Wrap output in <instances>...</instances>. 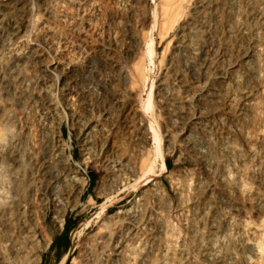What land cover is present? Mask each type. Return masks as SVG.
I'll return each mask as SVG.
<instances>
[{
	"label": "rangeland",
	"instance_id": "rangeland-1",
	"mask_svg": "<svg viewBox=\"0 0 264 264\" xmlns=\"http://www.w3.org/2000/svg\"><path fill=\"white\" fill-rule=\"evenodd\" d=\"M18 40L0 71L4 170L22 181L20 208L0 202L4 257L23 225L32 264H260L242 241L243 223L264 234V0H0V58Z\"/></svg>",
	"mask_w": 264,
	"mask_h": 264
},
{
	"label": "bare ground",
	"instance_id": "bare-ground-1",
	"mask_svg": "<svg viewBox=\"0 0 264 264\" xmlns=\"http://www.w3.org/2000/svg\"><path fill=\"white\" fill-rule=\"evenodd\" d=\"M78 1V0H77ZM154 1V0H153ZM226 1V0H225ZM20 2V1H19ZM12 3V2H11ZM92 3V2H91ZM249 3V2H248ZM8 4V3H7ZM65 4V3H64ZM232 4H233V2H232ZM231 4V5H232ZM10 5V4H9ZM66 5V4H65ZM149 5V4H148ZM20 6V5H19ZM208 6V5H207ZM236 7V6H235ZM44 8V7H43ZM73 8V7H72ZM135 8V7H134ZM260 8V7H259ZM65 10V9H64ZM71 10V9H70ZM144 10V9H143ZM167 10V9H166ZM165 10V11H166ZM171 10V9H170ZM238 10V9H237ZM91 11V10H90ZM235 11V10H234ZM257 11V10H256ZM94 12V11H93ZM159 13V12H158ZM45 14V13H44ZM57 14V13H56ZM83 14V13H82ZM166 14V13H165ZM164 13H163V15H165ZM157 15V14H156ZM169 15V14H168ZM193 15V14H192ZM160 16V15H159ZM64 20V19H63ZM69 20V19H68ZM98 20V19H97ZM155 20H156V18H155ZM3 22V21H2ZM70 23V22H69ZM89 24V23H88ZM157 25H158V23H156ZM262 24V23H261ZM97 25V24H96ZM162 25H164L165 26V24H162ZM233 25V24H232ZM42 26V25H41ZM164 26H162V27H164ZM59 27V26H58ZM152 28V27H151ZM158 28V27H157ZM69 29V28H68ZM89 29V28H88ZM163 29V28H162ZM244 29V28H243ZM75 30V29H74ZM40 31V30H39ZM150 31V30H149ZM152 31V30H151ZM41 32V31H40ZM83 32V31H82ZM102 32V31H101ZM231 32V31H230ZM97 33V32H96ZM95 33V34H96ZM116 33V32H115ZM161 34V33H160ZM53 35V34H52ZM56 35V34H55ZM232 35V34H231ZM235 35V34H234ZM146 36V35H145ZM182 36V35H181ZM246 36V35H245ZM29 37V36H28ZM87 37V36H86ZM117 37V36H116ZM5 38V37H4ZM96 38V37H95ZM147 38H149V37H147ZM146 38V39H147ZM24 39V38H23ZM29 39V38H28ZM52 39V38H51ZM69 39V38H68ZM21 40V39H20ZM144 40V39H143ZM148 41V40H147ZM49 42V41H48ZM59 42V41H58ZM146 42V41H145ZM83 43V42H82ZM96 43V42H95ZM143 43V42H142ZM197 43V42H196ZM240 43V42H239ZM54 44V43H53ZM199 44V43H198ZM21 45V46H20ZM23 43L21 44L20 43V41L18 40V41H14V42H8L6 45H5V50H6V52L7 53H3V54H1L2 56H1V58H0V71L1 70H4V68L6 67V63H7V61H11V59H15V60H17V59H20L21 57L23 58V53L25 52V51H23ZM37 45V44H36ZM38 46V45H37ZM49 46V45H48ZM65 46V45H64ZM96 46V45H95ZM136 46V45H135ZM145 47H144V56L149 60V63L150 64H154V42L152 41V40H150L149 42H146V44L144 45ZM191 46V45H190ZM43 47V46H42ZM31 48V47H30ZM64 48V47H63ZM196 48V47H195ZM71 49V48H70ZM74 49V48H73ZM83 49V48H82ZM31 50V49H30ZM28 51V50H27ZM197 52V51H196ZM34 53V51H32V54ZM80 53V52H79ZM5 55H6V57H5ZM27 56V55H26ZM33 56V55H32ZM34 57V56H33ZM77 57H79V56H77ZM240 57V56H239ZM76 58V57H75ZM105 59V58H104ZM146 59V60H147ZM24 60V59H23ZM36 60H37V58H36ZM74 60V59H73ZM35 61V60H34ZM60 62V61H59ZM73 62V61H72ZM64 63V62H63ZM24 64V63H23ZM42 64H43V62H42ZM54 64V63H53ZM231 65V64H230ZM245 65V64H244ZM54 66V65H53ZM200 66V65H199ZM23 70V69H22ZM25 70H26V68H25ZM5 71V70H4ZM75 71V70H74ZM146 71H147V69H146ZM250 71V70H249ZM263 71V70H262ZM72 72V71H71ZM79 72V71H78ZM19 74H20V72H19ZM22 74V73H21ZM75 74V73H74ZM140 74H141V72H140ZM144 74V73H143ZM147 74H148V72H147ZM18 75V74H17ZM29 75V74H28ZM36 75V74H35ZM76 75V74H75ZM22 76V75H21ZM82 76V75H81ZM134 76V75H133ZM17 77V76H16ZM36 77V76H35ZM76 77V76H75ZM140 77V76H139ZM74 78V77H73ZM35 79V78H34ZM144 79V78H143ZM259 79V78H258ZM82 80V79H81ZM80 80V81H81ZM89 80V79H88ZM11 81V80H10ZM147 81V80H146ZM28 84H29V82H28ZM32 84V83H31ZM249 84V83H248ZM28 86V85H27ZM79 87V86H78ZM81 87V86H80ZM252 87V86H251ZM27 88V87H26ZM83 89V88H82ZM28 90H29V87H28ZM106 90H108V89H106ZM25 93V92H24ZM83 93H84V91H83ZM28 94V93H27ZM85 96V95H84ZM210 96V95H209ZM28 97V96H27ZM174 97V96H173ZM83 98V97H82ZM86 99V98H85ZM164 100V99H163ZM119 101V100H118ZM132 101V100H131ZM262 101V100H261ZM168 102V101H167ZM187 102V101H186ZM170 103V102H169ZM168 103V104H169ZM50 104V103H49ZM80 104V103H79ZM239 104V103H238ZM261 104V103H260ZM117 105V104H116ZM152 105H153V103H152V91L150 92V94H149V96H148V99L144 102V106H145V111H147V112H149L153 107H152ZM83 106V105H82ZM169 106H170V104H169ZM174 106V105H173ZM239 107V106H238ZM172 108V107H171ZM20 109V111H21V108H19ZM85 110V109H84ZM166 110V109H165ZM36 111V110H35ZM168 112V111H167ZM119 113V112H118ZM32 114V113H31ZM87 114V113H86ZM127 114V113H126ZM173 114V113H172ZM261 114V113H260ZM88 115V114H87ZM103 115V114H102ZM117 115H119L118 117H120V114H117ZM170 115H171V113H170ZM169 115V116H170ZM255 115V114H254ZM104 117V116H103ZM261 117V116H260ZM81 118V117H80ZM86 118V117H85ZM105 118H106V116H105ZM78 119V118H77ZM119 119H121V118H119ZM133 119V118H132ZM123 121H125V120H123ZM130 121V120H129ZM88 122V121H87ZM89 122H91V120L89 121ZM88 122V123H89ZM121 122V121H120ZM217 122V121H216ZM73 123V122H72ZM80 123V122H79ZM82 123V122H81ZM87 123V124H88ZM240 123V122H239ZM244 123V122H243ZM83 124V123H82ZM103 124V123H102ZM123 124V123H122ZM220 124V123H219ZM258 124V123H257ZM263 124V123H262ZM220 125H222V124H220ZM228 125V124H227ZM49 126V125H48ZM126 126V125H125ZM241 126V125H240ZM157 127V126H156ZM41 128V127H40ZM80 128H82V127H80ZM84 128H86V127H84ZM158 128V127H157ZM257 128V127H256ZM150 129V131H148V134H151V137L153 138V142H154V150L152 151V157H153V161H150L149 162V164H147L145 167H144V169H143V172H142V174L143 175H145V174H147V173H152L153 172V168H152V165H153V163L155 162V160L158 158V157H160V154H161V140H160V138H159V136H158V134H157V132L155 131V129L153 128V127H150L149 128ZM244 129V128H243ZM258 129V128H257ZM107 130V129H106ZM30 132V131H29ZM146 132V131H145ZM166 132V131H165ZM168 132V131H167ZM89 133V132H88ZM248 133V132H247ZM10 134V133H9ZM21 134V133H20ZM50 134V133H49ZM170 134V133H169ZM88 135H90V134H88ZM13 136V135H12ZM189 136V135H188ZM10 137H11V135H10ZM148 137V136H147ZM247 137V136H246ZM231 138V137H230ZM11 139V138H10ZM35 139V138H34ZM81 139V138H80ZM41 140V139H40ZM194 140V139H193ZM33 141V140H32ZM12 142V141H11ZM40 142V141H39ZM27 143V142H26ZM28 143H29V141H28ZM212 143H213V141H212ZM27 145V144H26ZM31 145V144H30ZM226 146V145H225ZM34 148V147H33ZM223 148H225V147H223ZM234 148V147H233ZM257 150V149H256ZM238 151V150H237ZM254 151V150H253ZM258 151H260V150H258ZM240 152V151H239ZM12 153V151H11V148L8 146V143H6L3 139H2V137L0 136V155L2 156V162H1V164H0V202H8V204H9V208H10V206H14V207H19L20 208V206L19 205H17V204H19L18 202H19V197H20V191L22 190V181L19 179H15L14 180V182L13 183H10V181L7 179V174H6V171L4 170V164H5V160H6V158H7V155H9V154H11ZM39 153V152H38ZM87 153V152H86ZM115 153V152H114ZM219 153H220V151H219ZM232 153V152H231ZM35 154H37V153H35ZM85 158V157H84ZM83 158V159H84ZM231 158V157H230ZM263 159V158H262ZM10 160V159H9ZM60 160H61V158H60ZM87 160V158H85V160H83L84 161V163H85V161ZM219 160V159H218ZM231 160V159H230ZM242 162V161H241ZM237 163V162H236ZM63 164H65V163H63ZM209 165V164H208ZM59 167H61V166H59ZM226 167V166H225ZM224 168V167H223ZM51 169V168H50ZM227 170V169H226ZM264 170V169H263ZM36 171V170H35ZM55 172V171H54ZM77 171H74L73 172V176L71 177L72 179V181H74L75 183H76V186H77V188L79 189V192L82 190V188L80 187V186H83L84 185V182H83V180H81V181H79V179H77V175H78V172L76 173ZM264 172V171H263ZM56 173V172H55ZM229 173V172H228ZM36 174V173H35ZM50 174V173H49ZM66 174V173H65ZM58 175V174H57ZM251 175V174H250ZM54 176V175H53ZM257 176V175H256ZM255 176V177H256ZM52 177V176H51ZM70 177V176H69ZM68 178V177H67ZM70 179V178H69ZM62 180V179H61ZM172 180V179H171ZM67 181V180H66ZM70 181V180H69ZM225 182V181H224ZM73 183V182H72ZM180 184V183H179ZM181 185V184H180ZM221 185V184H220ZM250 185H251V183H250ZM28 186V185H27ZM71 186V185H70ZM74 186V185H73ZM51 187V186H50ZM53 187V186H52ZM181 187V186H180ZM235 187V186H234ZM54 188V187H53ZM69 188V187H68ZM71 188V187H70ZM76 188V189H77ZM253 188V187H252ZM31 189V188H30ZM47 190V189H46ZM70 190V189H69ZM67 191V190H66ZM34 191H32V192H29V193H33ZM47 192V191H46ZM72 192V191H71ZM74 192V191H73ZM72 192V193H73ZM182 192V191H181ZM33 194H35V193H33ZM53 194V193H52ZM76 194V193H75ZM180 194V193H179ZM23 194H21V196H22ZM25 195H27V193L25 194ZM28 195H30V194H28ZM182 195V194H181ZM26 197H28V196H26ZM161 197V196H160ZM30 198V197H29ZM35 198V197H34ZM23 199V198H22ZM26 199V198H25ZM58 199V198H57ZM66 199H67V197H66ZM159 199V198H158ZM194 199V198H193ZM255 199V198H254ZM28 200H30V199H28ZM73 200H75V198L73 199ZM160 200V199H159ZM21 201V200H20ZM39 201V200H38ZM250 201V200H249ZM62 202V201H61ZM256 202V201H255ZM64 203V202H63ZM165 204V203H164ZM30 205V204H29ZM38 205V204H37ZM157 205V204H156ZM163 206V205H162ZM4 207V206H3ZM34 207V206H33ZM32 207V208H33ZM9 208H7V209H9ZM16 208V209H17ZM27 208V207H26ZM30 208H31V205H30ZM12 210V209H11ZM23 211H24V209H22ZM35 210V209H34ZM13 211V210H12ZM36 211V210H35ZM63 211H65L64 210V208H63ZM6 210L5 209H3V210H1V212H0V215H1V217H3V216H6L5 214H6ZM20 212V211H19ZM60 212V211H59ZM11 213V212H10ZM9 213V214H10ZM13 213V212H12ZM14 213H15V211H14ZM13 213V214H14ZM9 214H7V215H9ZM20 214H21V212H20ZM19 214V215H20ZM122 214V213H121ZM22 215V214H21ZM37 215V214H36ZM57 215V214H56ZM55 215V216H56ZM165 215V214H164ZM10 216V215H9ZM8 216V217H9ZM12 216V215H11ZM18 216V215H17ZM129 216V215H128ZM7 217V216H6ZM129 218V217H128ZM167 218V217H166ZM11 219H13L12 217H9V218H7V222L9 223V224H12L13 225V223H11L12 221H11ZM54 220H56V223H57V226H58V228H61L62 226H63V222H64V220H63V212L62 213H60L59 215H57L56 217H55V219ZM169 220V219H168ZM15 221H16V219H15ZM17 221H18V219H17ZM17 223V222H16ZM205 223V222H204ZM228 223V222H227ZM15 224V223H14ZM20 224H23V223H20ZM19 224V225H20ZM102 224V223H101ZM234 224V223H233ZM12 225H11V228H12ZM15 225H17V224H15ZM14 225V226H15ZM243 229H245V231L246 230H252V229H254V235H255V239L254 240H251V239H249V238H245L242 242H244V245L246 246V247H248V248H250L251 250H253V252H254V254L256 255L255 257H257V260H258V262L260 263V264H264V256H262V254H264L263 252H262V241H263V233L261 234L260 233V231H259V228L258 227H251V225H247V224H244L243 223ZM1 226V225H0ZM10 226V225H9ZM32 226V225H31ZM34 226V225H33ZM164 228H165V233H166V235H165V243H167L168 245L169 244H171L170 242H171V237H173V239H174V236H173V234H174V232H173V230H171V234L169 233V235H168V230L169 229H171L170 227V224H169V222H167V221H165L164 222ZM232 226V225H231ZM19 227H21V230L19 231V232H17V233H15V232H10L9 234H10V236H8V238L7 237H5V239H7V241H6V244H5V246H3V249H4V251L5 252H7V254H8V257L6 258V257H4V255H3V253L1 254L0 253V264H32V263H30V260L33 258V256H32V258H31V252L29 251V249H32L30 246H32V245H29L30 243H31V238H30V236H28V234L27 235H25L26 233L24 232V230H25V227H23V225L22 226H19ZM6 228V227H5ZM14 228H18L17 226L16 227H14ZM14 228L12 229V230H14ZM232 228V227H231ZM3 229H4V226H3ZM2 229V230H3ZM136 229V228H135ZM230 229V228H229ZM2 230H0V231H2ZM11 230V229H10ZM129 230V229H128ZM162 230V229H161ZM193 230V229H192ZM7 231V230H6ZM6 231H3L4 233L6 232ZM16 231V230H15ZM26 231V230H25ZM30 232H32L31 230H29ZM127 231V230H126ZM170 231V230H169ZM258 231V233L257 234H255L256 232ZM27 232V231H26ZM214 232V231H213ZM232 232V231H231ZM262 232V231H261ZM147 233V232H146ZM248 233V232H247ZM7 234V233H6ZM33 234V233H32ZM200 234V233H199ZM1 235V234H0ZM3 235V234H2ZM123 235H124V233H123ZM157 235V234H156ZM168 235V236H167ZM231 235V234H230ZM158 236V235H157ZM239 236H240V234H239ZM32 237H34V236H32ZM124 237V236H123ZM152 238H154V236L152 237ZM158 238V237H157ZM224 238V237H223ZM231 239H232V236L230 237ZM92 239V238H91ZM127 239V238H126ZM135 239V238H134ZM237 239V238H236ZM1 241V240H0ZM135 241V240H134ZM155 241V240H154ZM158 241H159V239H158ZM167 241V242H166ZM36 242V241H35ZM138 242V241H137ZM140 242V241H139ZM215 242V241H214ZM1 243V242H0ZM95 243V242H94ZM103 243V242H102ZM133 243V242H132ZM141 243V242H140ZM37 244V243H36ZM137 244V243H136ZM180 244V243H179ZM242 244V243H241ZM137 245H140V244H137ZM34 246H35V244H34ZM131 246V245H130ZM213 246V245H212ZM33 247V246H32ZM100 247V246H99ZM132 247H133V245H132ZM176 247V246H175ZM34 248V247H33ZM90 248V247H89ZM134 248H135V246H134ZM155 248V247H154ZM124 249V248H123ZM128 249V248H127ZM126 249V250H127ZM129 249H130V247H129ZM176 249H178V248H176ZM175 248H171L170 249V251H171V256H173V257H175V255H176V257L175 258H177V251L178 250H176ZM33 250V249H32ZM35 250V249H34ZM33 250V251H34ZM96 250V249H95ZM100 250V249H99ZM132 250H133V248L132 249H130V251L129 252H132ZM0 251H1V246H0ZM3 251V252H4ZM33 251H32V253H33ZM170 251L169 250H166V253H169L170 254ZM2 252V251H1ZM89 252V251H88ZM92 252V251H91ZM119 252V251H118ZM129 252H126V253H129ZM188 252V251H187ZM93 253V252H92ZM180 253H181V251H180ZM30 254V255H29ZM38 254V253H37ZM115 254H116V252H115ZM134 256L132 257V259H133V261L135 262V263H138V258H137V256H135L136 254H138V252L137 251H133V253H132ZM178 254H179V252H178ZM182 254V253H181ZM216 254V253H215ZM9 255H10V257H9ZM113 255V254H112ZM131 255V254H130ZM162 255V254H161ZM85 256V255H84ZM91 256V255H90ZM126 256H127V254H126ZM126 256H125V258H126ZM132 256V255H131ZM180 256V255H179ZM188 256H189V254H188ZM120 257V256H119ZM166 257H169V256H166ZM181 257V256H180ZM31 258V259H30ZM36 262H35V264H39V262H40V256H38V255H36ZM118 258V257H117ZM121 258V257H120ZM93 259V258H92ZM166 259V258H165ZM169 259V258H168ZM185 259H186V257H185ZM255 259V261H256V258H254ZM141 260V259H140ZM144 260H145V258H144ZM143 260V261H144ZM173 260V259H172ZM33 261V260H32ZM35 261V260H34ZM89 261V260H88ZM178 261V260H177ZM176 261V262H177ZM85 262V261H84ZM129 262V261H128ZM230 262V261H229ZM250 262V261H249ZM254 261H252V263H253ZM144 263H145V261H144ZM156 263V262H155ZM170 263V262H169ZM182 263V262H181ZM86 264H88V263H86ZM131 264V263H130ZM142 264V263H141ZM164 264V263H163ZM183 264V263H182ZM254 264V263H253ZM256 264V263H255ZM258 264V263H257Z\"/></svg>",
	"mask_w": 264,
	"mask_h": 264
},
{
	"label": "trees",
	"instance_id": "trees-1",
	"mask_svg": "<svg viewBox=\"0 0 264 264\" xmlns=\"http://www.w3.org/2000/svg\"><path fill=\"white\" fill-rule=\"evenodd\" d=\"M171 167V165L168 163V168H170ZM72 227V224H71V222H68L67 224H66V228H65V233H67L69 230H70V228ZM64 237L65 236H62V237H59L58 239H57V241L55 242V246H58V249L60 250V247H65V248H67L68 247V244L66 243V242H64L63 240H64ZM60 254V253H59Z\"/></svg>",
	"mask_w": 264,
	"mask_h": 264
},
{
	"label": "built area",
	"instance_id": "built-area-1",
	"mask_svg": "<svg viewBox=\"0 0 264 264\" xmlns=\"http://www.w3.org/2000/svg\"><path fill=\"white\" fill-rule=\"evenodd\" d=\"M68 159L71 161V162H73V164L75 165V166H77L79 169H80V172H78V174L81 176V177H83V179H84V181H85V183L87 182V179H86V171H85V169L84 168H82V166L79 164V163H76V162H74L73 161V156L71 155V154H69V156H68ZM84 183V184H85Z\"/></svg>",
	"mask_w": 264,
	"mask_h": 264
}]
</instances>
